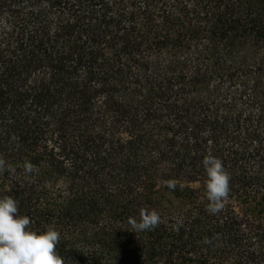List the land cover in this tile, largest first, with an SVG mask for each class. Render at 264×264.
Returning a JSON list of instances; mask_svg holds the SVG:
<instances>
[{
  "label": "trees",
  "instance_id": "16d2710c",
  "mask_svg": "<svg viewBox=\"0 0 264 264\" xmlns=\"http://www.w3.org/2000/svg\"><path fill=\"white\" fill-rule=\"evenodd\" d=\"M0 158L65 264H264V0H0Z\"/></svg>",
  "mask_w": 264,
  "mask_h": 264
},
{
  "label": "clouds",
  "instance_id": "9594fccd",
  "mask_svg": "<svg viewBox=\"0 0 264 264\" xmlns=\"http://www.w3.org/2000/svg\"><path fill=\"white\" fill-rule=\"evenodd\" d=\"M206 173V211L219 213L230 194V173L220 158L208 154L202 159ZM6 170V162L0 158V172ZM32 172L33 166H25ZM168 187H174L169 184ZM159 214L143 209L130 223L134 231H148L158 226ZM27 215L18 213V201L11 196H0V264H65V257L57 251L61 234L53 227L34 229Z\"/></svg>",
  "mask_w": 264,
  "mask_h": 264
}]
</instances>
